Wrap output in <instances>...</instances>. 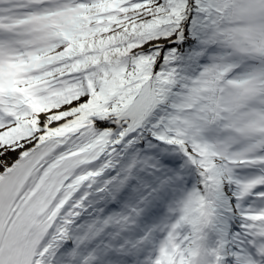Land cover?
<instances>
[{"label":"snow or ice","instance_id":"snow-or-ice-1","mask_svg":"<svg viewBox=\"0 0 264 264\" xmlns=\"http://www.w3.org/2000/svg\"><path fill=\"white\" fill-rule=\"evenodd\" d=\"M0 264H264V0H0Z\"/></svg>","mask_w":264,"mask_h":264}]
</instances>
